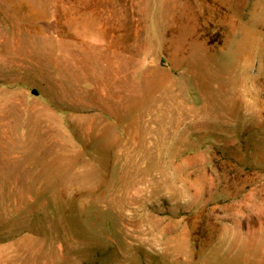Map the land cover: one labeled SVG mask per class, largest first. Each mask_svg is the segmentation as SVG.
Returning <instances> with one entry per match:
<instances>
[{
    "label": "rangeland",
    "instance_id": "rangeland-1",
    "mask_svg": "<svg viewBox=\"0 0 264 264\" xmlns=\"http://www.w3.org/2000/svg\"><path fill=\"white\" fill-rule=\"evenodd\" d=\"M0 264H264V0H0Z\"/></svg>",
    "mask_w": 264,
    "mask_h": 264
}]
</instances>
